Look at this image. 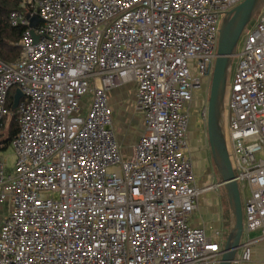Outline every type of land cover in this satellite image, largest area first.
<instances>
[{
    "label": "built area",
    "instance_id": "obj_1",
    "mask_svg": "<svg viewBox=\"0 0 264 264\" xmlns=\"http://www.w3.org/2000/svg\"><path fill=\"white\" fill-rule=\"evenodd\" d=\"M242 1L22 0L9 13L10 26L24 30L19 57L0 60V128L10 90L22 96L12 173L0 157V202L11 206L0 264L219 262L222 246L188 222L213 186L195 184L187 131L194 95L212 75L221 19ZM241 36L224 125L244 192L243 232L259 230L243 244L249 260L264 240V5ZM128 81L144 132L124 159L108 94ZM199 116L205 122L206 106Z\"/></svg>",
    "mask_w": 264,
    "mask_h": 264
},
{
    "label": "crops",
    "instance_id": "obj_2",
    "mask_svg": "<svg viewBox=\"0 0 264 264\" xmlns=\"http://www.w3.org/2000/svg\"><path fill=\"white\" fill-rule=\"evenodd\" d=\"M108 103L112 109V124L119 145V152L122 158L126 159L144 132L143 114L136 107V83L128 81L113 87L108 94ZM86 105L83 97L82 109ZM188 132L189 126L187 137ZM187 142L197 188L213 186L212 189L199 193L195 209L188 222L193 227H202L207 238L223 247L224 243L222 244V242L227 238L231 221L226 191L221 189L220 180H217L218 173L213 163L208 139L192 137L187 138ZM0 157L4 160L7 159L1 155ZM258 234L259 230L249 233L243 232L241 245L236 252L235 260L231 264H264V240L250 246L249 260L241 259L243 244L247 242L248 238L256 237Z\"/></svg>",
    "mask_w": 264,
    "mask_h": 264
},
{
    "label": "water",
    "instance_id": "obj_3",
    "mask_svg": "<svg viewBox=\"0 0 264 264\" xmlns=\"http://www.w3.org/2000/svg\"><path fill=\"white\" fill-rule=\"evenodd\" d=\"M263 5L264 0H243L224 14L218 32L216 58L206 106V133L213 163L220 176V184L224 186L228 197L231 221L217 264H231L235 260L243 235L240 191L234 179L225 137L224 110L227 78L241 33ZM39 21L40 19L33 18L31 25ZM34 39L37 40L35 35ZM21 96V91L16 89L11 104L12 112L15 111Z\"/></svg>",
    "mask_w": 264,
    "mask_h": 264
},
{
    "label": "rangeland",
    "instance_id": "obj_4",
    "mask_svg": "<svg viewBox=\"0 0 264 264\" xmlns=\"http://www.w3.org/2000/svg\"><path fill=\"white\" fill-rule=\"evenodd\" d=\"M262 9V7L260 8V10ZM259 10V11H260ZM258 11V13H259ZM257 13V14H258ZM253 22V19L249 22V26H251ZM240 40H242V36L240 38ZM239 45L237 44V50L239 49L238 47ZM235 66H236V58H233L232 63L230 65V69H229V73H228V78H227V84H226V90L228 91V87L231 83V78L232 75L234 73L235 70ZM209 81V85H207V87L205 88V91L202 93L200 91H197L194 95V100L198 99L197 104L195 105V102L193 100V103L191 105V112H190V122H189V132H188V139L190 138H199V137H203L204 140L207 139V133H206V120L205 122L203 120L200 119L199 116V112L201 111V108L204 106H207V101H208V96H209V88H210V82H211V76L209 78H207ZM208 81L207 84H208ZM16 87H13L10 92L9 95L10 97L14 95ZM84 101L87 103V105L81 109L80 114L82 116H86L88 113V108H89V104H90V96L89 95H85L84 96ZM225 105H226V97H225ZM9 117H5L4 121H3V128L2 130L4 131L3 134H5V130L8 127V119ZM199 141V140H197ZM228 142V141H227ZM231 152L230 148H229V153ZM0 155L3 157H6L7 159V163H6V169L5 172L6 173H12L14 171V163H15V155H14V151L12 149V146L9 145L5 150L0 152ZM217 180H220V176L219 174H217ZM221 189L224 190V186L221 185ZM239 190H240V197H241V202L242 205L244 203V192L242 189V185L239 184ZM224 194V192H223ZM10 203L8 200H4L2 202H0V225L3 221V219L8 215L9 211H10ZM226 238L223 240L222 244L225 243Z\"/></svg>",
    "mask_w": 264,
    "mask_h": 264
},
{
    "label": "trees",
    "instance_id": "obj_5",
    "mask_svg": "<svg viewBox=\"0 0 264 264\" xmlns=\"http://www.w3.org/2000/svg\"><path fill=\"white\" fill-rule=\"evenodd\" d=\"M22 0H0V60L3 62H12L20 55L18 41L22 35L24 27H12L9 24L8 16L12 10L18 9ZM13 97L9 96L8 108L10 110ZM8 127L4 131L0 128V151L10 145V142L18 133V123L16 121L15 111H9Z\"/></svg>",
    "mask_w": 264,
    "mask_h": 264
},
{
    "label": "flooded vegetation",
    "instance_id": "obj_6",
    "mask_svg": "<svg viewBox=\"0 0 264 264\" xmlns=\"http://www.w3.org/2000/svg\"><path fill=\"white\" fill-rule=\"evenodd\" d=\"M206 81H208V79L207 78H205V79H202V81L200 82V86H199V89H198V91H200V92H204L205 91V88L207 87V85H209V81H208V84H207V82ZM193 100H194V98H193ZM198 99H195L194 100V102H195V105L197 104V101ZM192 103H193V101H192ZM192 103H191V105H192Z\"/></svg>",
    "mask_w": 264,
    "mask_h": 264
}]
</instances>
